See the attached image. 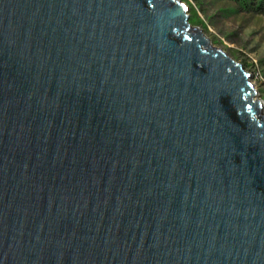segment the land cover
I'll return each instance as SVG.
<instances>
[{"label":"water","instance_id":"obj_1","mask_svg":"<svg viewBox=\"0 0 264 264\" xmlns=\"http://www.w3.org/2000/svg\"><path fill=\"white\" fill-rule=\"evenodd\" d=\"M183 0H0V264H264V112Z\"/></svg>","mask_w":264,"mask_h":264},{"label":"rangeland","instance_id":"obj_2","mask_svg":"<svg viewBox=\"0 0 264 264\" xmlns=\"http://www.w3.org/2000/svg\"><path fill=\"white\" fill-rule=\"evenodd\" d=\"M189 16L197 14L210 45L219 48L252 75L264 108V15L239 11L231 0H188ZM264 112V109L262 110Z\"/></svg>","mask_w":264,"mask_h":264},{"label":"trees","instance_id":"obj_3","mask_svg":"<svg viewBox=\"0 0 264 264\" xmlns=\"http://www.w3.org/2000/svg\"><path fill=\"white\" fill-rule=\"evenodd\" d=\"M189 5L188 0H183ZM236 3L239 11L264 15V0H231ZM189 7V6H188ZM190 10V9H189ZM194 25H201L202 21L197 14L190 17Z\"/></svg>","mask_w":264,"mask_h":264},{"label":"bare ground","instance_id":"obj_4","mask_svg":"<svg viewBox=\"0 0 264 264\" xmlns=\"http://www.w3.org/2000/svg\"><path fill=\"white\" fill-rule=\"evenodd\" d=\"M253 89H255V88L253 87Z\"/></svg>","mask_w":264,"mask_h":264}]
</instances>
